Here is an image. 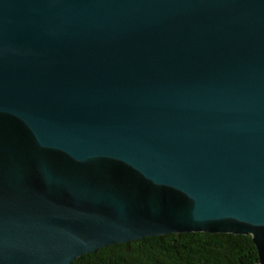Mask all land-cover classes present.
Returning a JSON list of instances; mask_svg holds the SVG:
<instances>
[{"label":"water","instance_id":"obj_1","mask_svg":"<svg viewBox=\"0 0 264 264\" xmlns=\"http://www.w3.org/2000/svg\"><path fill=\"white\" fill-rule=\"evenodd\" d=\"M199 232L264 264V0H0V264Z\"/></svg>","mask_w":264,"mask_h":264},{"label":"trees","instance_id":"obj_2","mask_svg":"<svg viewBox=\"0 0 264 264\" xmlns=\"http://www.w3.org/2000/svg\"><path fill=\"white\" fill-rule=\"evenodd\" d=\"M71 264H259V257L250 236L199 232L109 246Z\"/></svg>","mask_w":264,"mask_h":264}]
</instances>
